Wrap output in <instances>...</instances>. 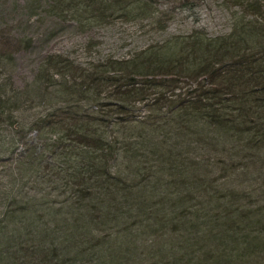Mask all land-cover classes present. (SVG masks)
I'll use <instances>...</instances> for the list:
<instances>
[{
  "label": "trees",
  "instance_id": "obj_1",
  "mask_svg": "<svg viewBox=\"0 0 264 264\" xmlns=\"http://www.w3.org/2000/svg\"><path fill=\"white\" fill-rule=\"evenodd\" d=\"M154 1L53 2L81 21L118 14L161 28ZM242 16L223 34L171 35L90 68L47 54L22 86L0 73V155L16 154L5 178L46 179L76 211L59 229L29 204L18 215L5 205L0 264H264V207L244 208L238 187L259 177L244 198L264 194V13ZM30 42L0 35V68ZM136 130L135 145L119 135Z\"/></svg>",
  "mask_w": 264,
  "mask_h": 264
},
{
  "label": "rangeland",
  "instance_id": "obj_2",
  "mask_svg": "<svg viewBox=\"0 0 264 264\" xmlns=\"http://www.w3.org/2000/svg\"><path fill=\"white\" fill-rule=\"evenodd\" d=\"M53 1L0 0V35L9 36L10 40H14L15 45H18V42L21 43V39L31 40L26 47L22 45L10 49L15 53V57L13 56L12 60L8 61L9 64L5 63V66L0 68V73L6 81L7 74L10 72L15 85L22 86L29 83L35 75H38L37 66L47 54H59L61 58H66L69 63H72V67L76 69L90 68V64L106 57H129L149 44H160L171 35H183L195 30H203L208 35H220L229 30L235 15H243L244 20H252L255 19V14L261 16L264 13V0H155L153 20L157 17L164 20L163 26L159 28L160 25L151 23L152 18L126 19L118 14L103 16V20L96 23L85 20L86 23H84L77 19L71 11L61 10L58 6H54ZM135 114L136 117L144 116L145 111L141 109ZM120 132V136H125L121 138L129 140L131 144L135 145L139 139L137 130ZM30 135H33V132ZM120 136L118 140H121ZM19 143L16 142L15 147L20 146ZM133 148L138 150L135 146ZM219 148L223 149L221 146ZM196 153L204 152L199 150ZM1 155H8L9 158L4 159ZM1 155L0 191L2 192V184L6 185L13 191L14 196L10 198V193L6 192L5 197L7 198L0 197V203L4 202L0 205V218L3 217L1 211L5 205H7V211L18 215L24 203L29 204L37 215L43 213L44 218L59 229L64 225L60 223L63 218L71 221L76 211L69 210L66 206L65 197L71 195L70 193L63 191L62 187L52 188L56 185L39 177L19 176L18 173H14L5 178L6 172H14L16 164L13 160L16 154L6 152ZM199 156L200 154L196 156V159H199ZM12 180L14 181L13 186ZM260 182L262 180L259 177H246L242 185L238 186L244 190V196L239 198V203L245 204L244 208L264 207V194L255 193L256 196L249 201L244 198L246 197L245 192L249 193V190L258 187ZM5 191L7 190L4 189ZM44 198L49 200L47 204H41ZM123 226V223L120 225L103 224L98 227L99 231L95 234L100 232L108 234ZM88 260L81 259L76 264H92ZM107 260L102 259L100 262L105 261L101 264H107Z\"/></svg>",
  "mask_w": 264,
  "mask_h": 264
}]
</instances>
